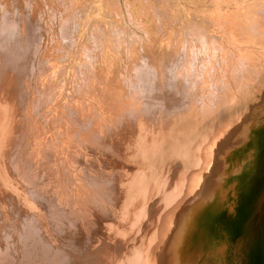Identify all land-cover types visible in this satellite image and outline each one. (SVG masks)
I'll return each mask as SVG.
<instances>
[{
    "label": "rangeland",
    "instance_id": "374dc122",
    "mask_svg": "<svg viewBox=\"0 0 264 264\" xmlns=\"http://www.w3.org/2000/svg\"><path fill=\"white\" fill-rule=\"evenodd\" d=\"M1 36L11 50L20 46L15 48L19 58L14 68L20 76L19 92L28 94L18 105L15 130L25 142L30 140L29 150L39 164L53 159L45 171L57 170L60 178L53 191L62 205L67 201L76 207L77 202L85 209L86 204L69 196L72 186L116 181L126 162L138 167V175L140 169L141 186L148 189L165 173L184 172L185 195L168 206L170 212L179 207L170 215L169 229L156 232L139 264H153L163 249H170L175 228L171 221L176 213L179 217L193 209L198 199V210L207 211L204 228L198 225L194 233L189 226L191 255H179L175 264H264V0H0ZM142 72H149L148 84L167 85L166 99H154L152 109L142 113V131L135 132H143L140 139L148 135L145 147L128 158L115 151L107 155L104 139L89 134L85 118L100 121L106 116L116 122L137 95L145 93L138 83ZM206 147L211 164L197 169L196 151ZM62 157L70 160L69 169ZM31 164V169L38 166ZM142 180L131 185L127 202ZM162 180L155 193L164 191ZM77 189L75 196L80 194ZM100 199L102 216L119 215L114 202ZM128 214L117 235L140 234L110 246L114 251L122 248L123 256L139 249L148 227L163 224H155V216L151 218L140 201L132 202ZM114 238L107 244L102 240V247ZM110 254L99 264H115L119 252Z\"/></svg>",
    "mask_w": 264,
    "mask_h": 264
},
{
    "label": "bare ground",
    "instance_id": "6f19581e",
    "mask_svg": "<svg viewBox=\"0 0 264 264\" xmlns=\"http://www.w3.org/2000/svg\"><path fill=\"white\" fill-rule=\"evenodd\" d=\"M9 30L11 31V29ZM3 33L4 32H2V34ZM6 37H7L6 38V42H7L9 41V39L8 36ZM24 40H27L26 37ZM14 46L12 48L13 50H11L10 45L4 43V39L1 36L0 39V264H99L101 260H103V262L106 263L110 258L111 255L110 253H116V252H119L120 256L118 257L115 256L116 259L115 262L113 263L119 264L120 263L119 258L122 257L121 261L123 264H139L144 250L146 249L150 240L153 239L156 232L166 233L169 229V224L167 222L170 218V215L174 213L179 207L174 208V210L170 212L168 210V206L169 204H172L174 200L175 202H179L180 200L183 199L185 195V188L182 180V176H184V172L177 174H174L175 172L165 173L160 177L158 181L153 182V187H151L152 189L151 188L148 189L147 187L141 186L143 184L144 178L142 176V173L140 172V169H139L140 174L138 175V173L136 174V170H138L137 169L138 167L135 164L132 165L131 163L127 165L126 162V165H121L123 169L120 171L118 170V180L114 179L116 181L109 180L102 183L94 180L93 182L89 181L86 184L78 183L76 184V186L75 184L74 185L72 184L73 185L71 189L72 194L70 195L67 194V195L73 197L74 201L81 200V203L83 205L86 204V206L84 207L85 209H83L82 206L81 208H78L79 204H77V202H75L76 207H74L72 203H68L67 201H63V205H62V202H60L61 199L57 196L58 193L56 191H53L56 188L55 187L56 178L58 179L60 178L58 177L59 174L56 169H54L53 172L51 173L50 172L46 173L47 169L50 168V167L48 168L46 167L47 161L52 162L53 159L48 160V158L46 159L45 157L47 161L45 163L41 161L42 163L39 164V161L33 156L34 155L33 149L29 150L30 140L26 139L25 142L24 141L25 137L20 135V133H18V131L15 130V124H16L15 116L18 110V105L20 103L22 104L25 103L26 99L28 98V94L24 87L23 89L25 91L23 92V94L19 92L20 85L18 84V80L20 76L18 71L16 70L17 68L15 69L14 66L18 62V58H19L16 49H19L20 46L18 45H14ZM141 67L143 68V65ZM147 71L150 70L148 69ZM153 71L155 72L157 70H153ZM148 73L149 72L147 73L142 72V75L138 73L139 74V76L137 75L139 79L138 83H141L140 85H142L143 88H145L142 89V91L145 93L144 94L140 93L139 95H137L136 99L133 101L134 104L128 107L125 113L117 117L118 122L117 121L115 122L112 118L107 119L106 116L103 117L100 121L97 120V118L95 119L93 116L85 118L86 119L85 125L87 126L86 130L88 129L89 134L92 135L99 134L104 139V144L106 148L103 150L108 151L107 155L112 153V151L113 152L115 151V153L118 152V154H122V157L126 156L128 158L129 156L134 155L139 148L142 149L143 147H145L147 143L146 140L148 139V135L143 134V136L141 137L142 139H140V136L143 132L136 133L135 129L138 128L136 129V131L142 129L141 122L145 121L143 120L142 113L148 112V110L152 109L153 106L152 103L154 99L161 98L164 101L167 96V85L164 88L161 84L160 85L162 87L158 86V84L155 82L154 85L152 82L151 85L148 84L147 81L149 78L147 80L145 79L149 75ZM165 84H167V82ZM89 134H88L89 141L90 140L94 141ZM71 137L75 138L76 136L73 134L71 135ZM23 143L24 146L23 148H21ZM49 146L51 147V145ZM84 149L86 150L88 149L86 144ZM196 153L198 155L197 169L200 168L202 163L211 164V159L206 160L207 147L204 152L196 151ZM46 154L48 155V153ZM53 155H51L52 158ZM120 159H122L121 155H120ZM27 160L28 162H26L27 163L26 164L24 161ZM73 160L81 162L83 158L75 157V159ZM69 161L65 160V158L61 160V162H65L64 165L66 164L68 166V169L70 168ZM33 162L36 164V166L37 165L38 166L34 169H31V167L33 166L31 163ZM24 163L26 164V166ZM84 163L86 164L87 162ZM91 165H93V163ZM115 167L116 166H114V168ZM116 168H118V166ZM181 168L182 167H180L179 169ZM39 169L44 170V173L46 175L43 176L44 175L42 174L43 171H39ZM64 169H63L64 171H69L66 169V167ZM52 176L53 177L55 176V178L52 179ZM191 177L192 176H190V178ZM162 178L166 180L164 191L161 192L162 189H160V192L155 193V187L157 185V182L161 184L163 181ZM139 179L141 180L143 179L142 181H139V183L137 184L139 187L140 186L141 187L139 188L138 192L135 193L132 199L129 202H127L126 200L128 199L130 194L131 185L134 183V181L135 183H137ZM172 180L173 182H170ZM63 181L65 183V180L63 179L62 185H63ZM70 181L72 180H70L69 178V182ZM77 188L80 189L79 192L80 194L75 196V194L78 193L76 192L78 190ZM66 190H69V187ZM165 196H167L166 199H164ZM101 197L107 201L109 200V203L114 202V205L117 206L116 209L120 210L118 212L119 214L118 216L114 217L112 215L111 216L109 215L108 217L106 213L105 214L107 216L106 217V216H102L99 213L100 210H103L99 202V200H101L100 199ZM134 200L142 202L144 211L146 213H149L151 218L155 216V224L157 222H160L159 224L163 222V224L158 229H155L154 226L153 228L148 227L149 231L146 233L147 235L143 243L140 245L139 249L133 253L126 252L125 256H123L122 248L121 249L118 248L114 251L110 249V246L114 244V242L115 243L118 242L115 247L123 245L124 243L128 242L133 235L137 236L140 234L139 232H136L138 233L137 235L136 233H133L127 236L128 233L125 232L122 236H120V233L117 235L119 226L122 223H124L125 220H128L131 217L128 213L132 208V202ZM88 202H93V203L87 204ZM201 203L202 200L198 199L195 202L193 209L188 208L186 212L183 214V216L181 215L177 217L178 213H176L175 217L171 221L172 227H175L170 236V238H172L173 240L169 243V245L170 244L172 245L167 252H166L167 247L163 249L162 252L160 253V257H156L153 260V264H175L176 260L179 259L178 257L179 255H180V259L181 258L189 259L191 255L189 253V250L193 242H192V237H190L191 230L190 229L188 230V228L189 226H193L194 227L193 231L195 233V229L198 230L199 228L198 225H200L199 229L202 230L204 228L203 220L207 218V217L204 218L207 212L206 209L201 211L198 210L201 207ZM162 204H163V212L161 213ZM106 210H108V208ZM141 212H142V208H141ZM85 214L87 215L84 218ZM90 216L94 217L93 218L94 220L89 221L88 218ZM102 217H105L107 219H103ZM208 217L210 216L208 215ZM82 225H85L86 227H83ZM145 228L146 227H144L141 231H143ZM91 230L93 231L92 234L94 235L88 234L89 232H91ZM183 230H184V236H180ZM98 233L99 235L100 234L102 235L100 238ZM105 235H109V238L110 236L113 235L115 236V238L113 242L109 244L108 247L105 246L103 248L101 245L102 244L101 241L105 240L103 243L106 244L109 242V238L105 239L104 237ZM197 237H199V235H197ZM170 238L168 239L167 242H169ZM209 249L212 248L210 247Z\"/></svg>",
    "mask_w": 264,
    "mask_h": 264
}]
</instances>
